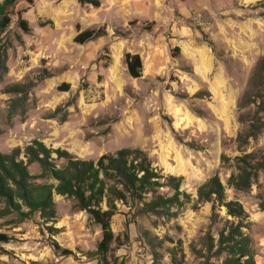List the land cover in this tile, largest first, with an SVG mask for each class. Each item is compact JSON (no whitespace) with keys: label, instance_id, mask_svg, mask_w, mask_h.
<instances>
[{"label":"rangeland","instance_id":"374dc122","mask_svg":"<svg viewBox=\"0 0 264 264\" xmlns=\"http://www.w3.org/2000/svg\"><path fill=\"white\" fill-rule=\"evenodd\" d=\"M100 2V8L79 0L15 5L0 39V62L7 65V71L0 69V152L24 149L34 139L84 160L139 148L164 174L183 176L182 190L192 202L172 209L174 216L144 213L138 203L118 204L111 227L125 241L113 246L122 264H172L169 251L179 240L184 264H203L206 239L218 240L231 219L222 208L212 224V204L197 202L198 187L218 174L228 200L241 202L248 212L244 232L257 264H264V170L248 191L227 183L236 172L235 157L252 151L264 155V127L245 145L236 142L248 128L242 116L264 121L257 105L240 106L248 92H255L252 76L264 57V0ZM18 12L29 22V33L20 29ZM101 29L106 34L100 38L85 44L74 40L83 31ZM126 53L141 57L139 79L128 74ZM13 85H27L28 91L7 93ZM64 85L69 90L60 88ZM30 172L39 174V166H30ZM55 202V227L61 232L53 239L73 255L55 251L38 213L19 224H9L12 215L0 219V233L14 238L0 243V262L97 264L87 253L96 251L101 227L87 212L75 210L73 200L56 195Z\"/></svg>","mask_w":264,"mask_h":264},{"label":"trees","instance_id":"16d2710c","mask_svg":"<svg viewBox=\"0 0 264 264\" xmlns=\"http://www.w3.org/2000/svg\"><path fill=\"white\" fill-rule=\"evenodd\" d=\"M22 0H3L0 4V39L12 23L11 12ZM33 3V0H27ZM81 5L93 8L101 6L100 0H79ZM23 12H18L19 27L29 33L31 27ZM52 24L50 21L42 26ZM106 34L105 29L99 31L86 30L74 39L78 44L95 40ZM10 46V45H9ZM1 54V53H0ZM6 57V49L3 51ZM125 63L128 74L133 79L142 76L143 61L138 54L126 53ZM0 69L7 71L5 61L0 62ZM0 74V78H1ZM251 89L244 96L241 107L257 105L258 111L264 114V57L254 70ZM63 90H69L64 85ZM62 90V89H60ZM27 85H13L6 89L7 93H27ZM255 117L246 121V132L238 135L236 142L243 146L247 139L257 136L264 127V121ZM252 151L234 158L236 172L228 179V186L239 191H248L259 173L264 170V155ZM224 162L230 158L223 157ZM64 161L63 166L57 162ZM37 164L39 174H32L30 166ZM183 176L164 174L152 164L148 155L141 149L123 148L115 153L102 155L98 160L80 159L67 150L53 149L44 142L34 139L24 149L14 148L10 153L0 152V219L16 215L9 224H19L38 213L48 231L52 247L61 256L73 255L72 251L62 249L53 239L61 232L56 228L57 210L55 196L59 195L73 200V208L85 211L92 222L101 227L102 238L96 251L87 253L89 258L97 260V264H122L114 254V247L125 245L112 230L111 223L119 212L118 204H140L144 213H155L163 217L174 216L172 209H181L192 202V196L182 190ZM170 189L172 194H160V189ZM151 196V199L148 197ZM198 203H211L210 221L215 224L222 208L226 210L227 219L219 232V238L209 236L206 239L207 255L203 264H215L212 257L226 254V258L218 264H257L252 250L251 238L244 232L249 221V214L237 200H228L226 187L218 174L210 177L197 189ZM51 224V225H49ZM14 238L0 233V243H10ZM128 239V237H127ZM172 264H184L185 254L182 241L169 251ZM0 264H4L0 262Z\"/></svg>","mask_w":264,"mask_h":264},{"label":"crops","instance_id":"0c3cea01","mask_svg":"<svg viewBox=\"0 0 264 264\" xmlns=\"http://www.w3.org/2000/svg\"><path fill=\"white\" fill-rule=\"evenodd\" d=\"M100 7H101V6H100ZM100 7H99V8H100Z\"/></svg>","mask_w":264,"mask_h":264}]
</instances>
